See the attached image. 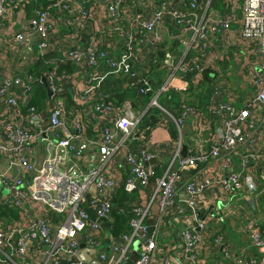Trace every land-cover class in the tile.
I'll list each match as a JSON object with an SVG mask.
<instances>
[{"label":"built area","instance_id":"built-area-1","mask_svg":"<svg viewBox=\"0 0 264 264\" xmlns=\"http://www.w3.org/2000/svg\"><path fill=\"white\" fill-rule=\"evenodd\" d=\"M30 1L0 0L4 53H11L14 65L24 64V69L0 71V205L16 210L10 223L0 215V264H91L78 259L82 248L76 235L86 248L95 250L91 259L97 264H122L135 240L143 243L132 264H151L163 218L179 186L187 194L185 207L191 218L181 232L180 256L185 262L197 264V253L205 245L207 219L215 209V204L202 209L198 205V196L207 188H215L219 197L237 195L260 212L264 164L257 179L251 159L256 155L252 135L259 124L251 110L238 109L224 98L225 92L230 94L229 86L224 91L216 79L210 109L217 119L211 132L212 121L198 110L183 106L176 119L158 96L171 89L185 90L187 81L200 84L205 71H218L220 62L233 52L241 55L237 57L243 59L241 67L248 66L251 99L264 110V0H242L241 16L239 0H221L223 11L212 9V0H49L25 17L24 5ZM187 28L190 42L177 55L171 42L178 33L183 38ZM84 35L86 41L79 45ZM51 47L60 55L47 60L53 67L40 80L45 79L54 95L41 112L28 106L35 80L28 67ZM145 50L151 53L146 62L141 54ZM22 56L35 60L29 65ZM67 62L77 70H56ZM154 67L166 72L157 88L150 78ZM77 73L83 78L79 99L87 113L93 120L106 121L96 124L92 136L80 117L83 111L70 108L63 93L55 94ZM110 74L138 76V93H153L144 110L138 111L129 100L116 104L99 96ZM149 107L168 114L177 130L170 159L156 176L160 156L150 151L149 134L136 135ZM188 117L197 119L196 135L205 127L210 130L212 142L207 149L199 142L183 155L182 127ZM38 141L44 151L36 165L29 154ZM235 160L240 170L233 168ZM118 186L129 194L139 192V200L129 220L130 231L113 237L101 224L111 218ZM214 217L221 222L222 213ZM151 218L152 225L147 223ZM242 229L255 255L242 248L233 254V262L264 264V231L254 220L244 221ZM223 238L216 231L213 246L219 247ZM221 248L230 256L228 243Z\"/></svg>","mask_w":264,"mask_h":264},{"label":"crops","instance_id":"crops-1","mask_svg":"<svg viewBox=\"0 0 264 264\" xmlns=\"http://www.w3.org/2000/svg\"><path fill=\"white\" fill-rule=\"evenodd\" d=\"M196 1V0H195ZM197 2V1H196ZM198 3V2H197ZM212 9L223 11V5L221 3V0H212ZM24 21V20H23ZM19 24L14 26V30L18 29ZM3 30H1V36L4 38ZM87 31L85 32V34ZM190 33L191 30H187L184 32L183 38L180 39L181 33L177 35V40H174L171 42V48L172 51L179 55L189 44L190 42ZM86 41V35L81 37V42H79V45H84ZM57 43H55L56 45ZM4 47L2 38L0 37V71L3 73L6 69L13 68L14 70L17 68H23L24 64L22 63H16L14 65V62L11 61V53L6 52L4 53ZM56 51H59L58 49H55ZM146 51V50H145ZM142 51V61L146 62L150 59L149 52ZM195 51V50H193ZM241 56L239 53L235 54L233 52H230L226 59L232 58L235 62H238L240 64L243 62V59L241 61L237 60V57ZM21 60H23L27 64H31L34 62L33 58H26L25 56L20 57ZM223 61L220 62V66L218 71H215L216 79L219 80V83L221 84L222 88H224V91L227 89V86H229L228 92L230 94L226 93L223 95L224 98L228 99V101L237 107L238 109L246 108L248 107L252 112V119L255 121L256 124H259V130L252 135L253 138V146L255 147L254 151L252 153L256 154L252 157L251 161H254V164H256V170L252 172L255 174V176L258 179L259 174V168L262 164H264V120L262 118L264 117V110L263 107L253 102L251 99V90L248 89V86L250 85V80L248 79V71L247 73H242L243 71L240 69L238 70V73H236L240 77V81L231 83L229 81V78L227 79L224 77L221 73H225L226 71L224 68H222V65H225L226 63ZM224 62V63H223ZM227 66V65H226ZM137 69L139 67V63L135 66ZM214 72V71H213ZM220 74L222 75V79L219 78ZM230 74H227L229 76ZM245 75L246 78L243 76ZM214 76V77H215ZM242 78V79H241ZM187 81V80H186ZM179 81H177V84ZM188 83V81L186 82ZM187 87L185 90H182L179 93H184L189 83L186 84ZM133 85V84H132ZM83 78L80 77V73H77V76H74L71 81L67 82L65 84V98L67 99V105L70 102V108L75 107V112H82L80 117L87 122L89 125V128L87 129V133L89 136H92L94 134L93 130L96 127V124H106V121L103 118L98 119H91L92 116L87 113L85 102H81L79 99V94L83 89ZM237 87V90L234 88ZM252 88V87H251ZM250 94V98L247 97V95ZM207 102H210V98L207 100ZM207 103V104H208ZM85 107V108H84ZM75 112L73 114H75ZM71 117V116H70ZM79 117V116H78ZM216 114L213 112L210 113L209 120L212 121V125L210 124L211 132L214 130V125H216ZM197 119L188 117V119L185 120L184 125L182 127V145L186 146L185 152L187 148L195 146L197 143H202L205 147L210 146L212 142V136L209 135V129L205 127L200 134L196 135L198 133L197 128L194 124H196ZM163 121L160 122L157 126L151 129L149 134V149L150 151L156 153L159 155V161L156 162V164L163 170L165 164L170 159V156L173 152L174 145H175V139H172L170 136V133L168 129L165 126ZM89 129L93 132L92 135L89 133ZM1 133V131H0ZM44 148L43 144H41L39 141L32 144V152L29 154V157L32 162H34L36 165L40 162V159L42 157ZM259 166V167H258ZM239 167V168H238ZM234 169L240 170L239 166V160H235L234 163ZM218 170V169H217ZM212 175L215 174L214 171H211ZM204 175L201 174V176ZM201 178V177H200ZM150 192V190H147V194ZM133 197H135V202H138V196L139 192L131 193ZM187 198V194L184 192V190L179 186L178 188V194L175 198L174 204L169 207L166 216L163 218V224L161 227V232L158 236L157 240V251L156 254L151 262V264H192L190 262H185L180 254V244L182 241V235L181 232L184 230L186 225L188 223H191V218L187 212V208L185 207V201ZM222 196L219 197L218 191L215 188L209 187L206 190H204L199 196H198V205L202 209L208 205L215 204V209L217 208V214H213V217H211L209 220L213 221L216 228H213V225H207L206 235L207 238L205 239V245L203 248H201L197 253V264H235L233 262V254L238 255V253L241 252L242 248H245L247 253L249 252L251 255H255L254 249L250 246L248 239L244 236V232L242 229V225L244 221L247 220H254L257 221L258 224L264 223V192L262 197V202L260 203V212H256L251 210L249 207V214L243 215L241 211L238 209L234 212H228L225 213V208L223 207V202L221 203ZM227 202L232 206L231 198L226 199ZM214 209V212H215ZM16 211V210H15ZM222 213V220L221 222L214 217L215 215L218 216V213ZM16 213V212H15ZM5 218V217H4ZM10 218V217H9ZM14 219H9V223ZM147 223L152 225L153 219L147 220ZM216 231L221 233V235L224 237L222 240V243H220L219 247L213 246L212 237L214 238L216 235ZM111 234V233H110ZM106 242V240H105ZM104 242V243H105ZM143 243L142 240H136L133 242L132 250H138L141 244ZM226 243L230 246V256H227L223 253V250L221 248L222 245H225ZM107 244V243H106ZM105 244V245H106ZM107 247V246H105Z\"/></svg>","mask_w":264,"mask_h":264},{"label":"trees","instance_id":"trees-1","mask_svg":"<svg viewBox=\"0 0 264 264\" xmlns=\"http://www.w3.org/2000/svg\"><path fill=\"white\" fill-rule=\"evenodd\" d=\"M48 1L49 0H32L26 3L24 5L25 17L32 16L35 12V9L41 6H45ZM59 55L60 53L58 51H49L45 54L39 55L37 61L28 67V72L35 77L34 82L31 84L32 93L29 99L28 106H35L41 112L47 109L48 97L46 89L44 87V83L41 82L40 77L43 75L44 71L49 70L53 67L50 63L47 62V60L59 57ZM224 62H226V60H224ZM56 70L60 72L62 71L73 73L77 70V66L73 63L67 62L60 64L58 67H56ZM165 73L166 72L163 69H157L156 67L151 69L150 78L153 79V88H157L160 85L165 77ZM214 76L215 71H205L200 84L196 86L190 84L187 90L182 94L171 89L165 93L160 94L158 96V102L176 119L179 117L183 106L193 107L199 111L202 117L210 118L211 98L216 84V76ZM127 79L128 77L126 75L110 74L102 82L99 88V92H117V95L109 101L120 104L124 100H129L135 109H137L138 111L144 110L153 93L147 92L145 94H139V84H133L125 88L124 85L126 84ZM63 94L65 95L66 93L64 92ZM209 98L210 102L208 103L207 100ZM68 106L70 107V102L68 103ZM23 110H25V108ZM161 121L166 124L165 126L168 129L171 138L177 139V130L174 120L168 114L164 113L162 110L156 107H149L145 110V113L143 114L139 123V129L136 135H138L139 131L143 132L144 135L150 134L151 129L154 128L156 124H160ZM89 133L92 135L93 132L89 129ZM161 172L162 169L157 166L155 176L160 175ZM153 179L154 177L151 178L148 188L150 186L152 187ZM145 190L146 189H144V191ZM135 206V197H133L132 194L127 193L122 186H118L114 193V199L111 209V218H113V223L110 229V233L113 237H117L121 234H126L130 231L129 220L133 216L132 210ZM0 215L9 220V216H16V213L14 209L0 205ZM259 226L264 231V223H260Z\"/></svg>","mask_w":264,"mask_h":264},{"label":"water","instance_id":"water-1","mask_svg":"<svg viewBox=\"0 0 264 264\" xmlns=\"http://www.w3.org/2000/svg\"><path fill=\"white\" fill-rule=\"evenodd\" d=\"M196 1L198 2L199 0H196ZM49 51H56V50L53 47H51L49 50H44L43 53H47ZM137 80H138V76H132V77L128 78L124 87L126 88L132 84H135L137 82ZM42 81H43L44 87L46 89L47 97L54 95L53 92L47 87V83L45 82L44 78H42ZM65 91H66L65 88H62V89L60 88L57 90V92H55V94L56 95L61 94V93H64ZM116 95H117V92H111V93L100 92L99 93V96L103 97L105 99H113ZM247 97L250 98V94H248ZM45 126H47V122H45L44 127ZM185 149H186V146L184 145L182 148V154L183 155H185ZM152 162L153 161H150V163H152ZM112 223H113V218H110L107 222H103L101 225H102V228L110 230L112 227ZM76 239H78V241H79V247L82 248L79 255H78V259L82 260V261L90 262L91 264H97L96 260L91 259V254H94L95 250L92 248L91 249L86 248L84 243L79 240L80 239L79 235H76ZM136 257H137V251L133 250L130 253V256L127 259L122 261V264H132V262L136 259Z\"/></svg>","mask_w":264,"mask_h":264},{"label":"rangeland","instance_id":"rangeland-1","mask_svg":"<svg viewBox=\"0 0 264 264\" xmlns=\"http://www.w3.org/2000/svg\"><path fill=\"white\" fill-rule=\"evenodd\" d=\"M237 5H238V9H237V14L238 16H241V8H242V0H239L237 1ZM227 62V63H226ZM226 64L225 65H222V68H224L225 70L223 71H226L225 73H221L224 77H226L227 79L229 78V81L231 83L233 82H238L240 81V77L236 74L238 73V70H242L243 72L242 73H247L248 71V66L247 65H244L243 67H241L240 64H238V62H235L232 58L230 59H227L226 60ZM227 65V66H226ZM220 74V77L219 78H223L222 75ZM227 74H230L229 76H227ZM245 78L246 76L243 75ZM242 79V78H241ZM236 90H237V87H234ZM248 89L251 90L252 92V88L248 86ZM6 190L3 189V193H5ZM228 196H223L222 197V202H223V207L225 208V213L228 212V210H230V212H234L236 211L237 209L239 211L242 212L243 215H247L249 214V212L247 210H249V207L244 203V201L237 195L235 196H232V197H229L231 198V202H232V206H230V204L227 202V199ZM217 208L215 209V214L217 213ZM261 213V212H260ZM210 218L207 219V225H213V228L215 229L216 226L214 225V223H212L213 221L209 220ZM136 241V240H135ZM134 241V242H135Z\"/></svg>","mask_w":264,"mask_h":264}]
</instances>
